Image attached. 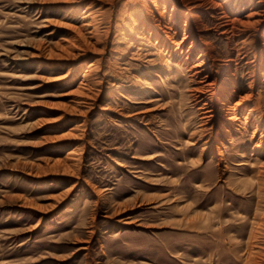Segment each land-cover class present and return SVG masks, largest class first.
<instances>
[{
    "label": "rangeland",
    "instance_id": "rangeland-1",
    "mask_svg": "<svg viewBox=\"0 0 264 264\" xmlns=\"http://www.w3.org/2000/svg\"><path fill=\"white\" fill-rule=\"evenodd\" d=\"M215 1L154 23L141 0H0V264H264V0Z\"/></svg>",
    "mask_w": 264,
    "mask_h": 264
},
{
    "label": "bare ground",
    "instance_id": "bare-ground-1",
    "mask_svg": "<svg viewBox=\"0 0 264 264\" xmlns=\"http://www.w3.org/2000/svg\"><path fill=\"white\" fill-rule=\"evenodd\" d=\"M202 1L209 2V3L210 2L216 3L215 0H202ZM227 1L230 2L231 0H227ZM141 2L144 3L143 7H144L145 11L149 14L147 16L148 19L151 18V21L155 23L156 21H159V22L163 21L165 15H167V13H168L169 6L171 5V2H173V0H141ZM237 2H239L238 3L239 5L240 4L242 5V4H244V2H247V0H237ZM255 6H253V7H255ZM178 9H179L178 4L174 3L172 5V9H171L172 13L170 14V17L168 19L169 20L168 25H167V29L172 30L175 35H177V33L179 32L178 17H177L178 16ZM155 11L157 12V14L156 15L152 14V13H155ZM224 13H225L224 18H226L224 26H231V24H232L231 21L232 20L234 21L235 18L231 19L228 15L227 11H224ZM92 14L93 13L88 10L85 12V15L82 16V18L84 19V23L82 25V28L84 30L88 31V34H90L91 38L93 40H95V42L97 44L99 42V39L101 38L102 34L103 33L107 34L110 31V28L108 27L106 29V31L105 30L102 31V29L99 27V24H98L99 22L96 21V18ZM149 16H151V17H149ZM87 17L89 18L88 21L86 20ZM190 20H191L190 15L186 14L185 15V22L183 25L184 27L182 29L183 37H182L181 41L173 40V35H170V33L168 34V32L163 30L161 27L157 26L158 31L154 33V35L156 36V38H155L156 41L153 44L154 45L160 44V46H158V48L160 49V52L161 53L164 52L166 54H169L172 50V48L168 42L170 40V43H173L174 45L177 46L176 50H181V52H184L186 43L191 38H193V34L191 33L192 31H191ZM143 29L146 30L148 28L146 26H143ZM161 33L166 34V37H167L166 40L161 39ZM196 46H197V43L195 41H192L191 44L189 45L188 50L186 51V55H187L186 61L193 58ZM197 61H198V63L195 64V66L192 68V71H191L192 76L199 79V82H198L199 85L194 90V92H195L194 96L196 98L197 105L199 106V111L201 112L200 115L202 117L201 118L202 125H207L208 123L210 124V122H213L217 118V106H216L217 104H215V102L211 99V96L214 95V93H212V90L216 84V79L213 77L212 73L209 71L208 63L201 56L197 57ZM91 72H92V70L91 71H89V70L85 71L84 77H89L90 75H94L95 77L93 79H95V78L97 79V77L99 78V76H100L99 73H97L95 71H94L95 73H91ZM234 93H235V90L233 89V90L229 91L228 94L226 95V98L224 101V104L226 106V110L224 111V113H225L224 116L221 117L222 120H226L230 123H234L233 121H236V118L234 116H229V117H226L227 119H225V115L230 114L231 110L233 109V106L235 104L237 105V103H238L237 102V103L233 104V102H232V100H233L232 97L234 96ZM248 115L251 116L252 114L249 113ZM224 127H226V126L224 125ZM258 130H259V126L256 125L254 134H256L258 132ZM224 131L229 132L228 129H225ZM259 142H261V140H259ZM259 142L257 143V145H260Z\"/></svg>",
    "mask_w": 264,
    "mask_h": 264
}]
</instances>
